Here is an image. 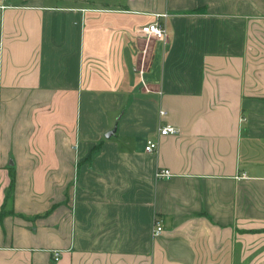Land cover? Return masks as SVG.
<instances>
[{"label": "crops", "instance_id": "crops-1", "mask_svg": "<svg viewBox=\"0 0 264 264\" xmlns=\"http://www.w3.org/2000/svg\"><path fill=\"white\" fill-rule=\"evenodd\" d=\"M0 264H264V0H0Z\"/></svg>", "mask_w": 264, "mask_h": 264}, {"label": "built area", "instance_id": "built-area-1", "mask_svg": "<svg viewBox=\"0 0 264 264\" xmlns=\"http://www.w3.org/2000/svg\"><path fill=\"white\" fill-rule=\"evenodd\" d=\"M166 14H156L155 21L142 25L136 29L135 33L139 37H144L146 39L155 38L158 40L166 41L167 39V31L164 23L160 21V18L165 17ZM160 115H163L165 112L160 110ZM177 133V129L170 124H162L158 127L157 134L159 136L173 135ZM157 142L152 139H148L146 141L144 150L147 153H154L157 150ZM171 175V172L167 168H159L155 172L156 178H167ZM162 225L161 221L155 219L153 225V235L157 236L162 233ZM59 256L58 252L54 253L53 259L57 260Z\"/></svg>", "mask_w": 264, "mask_h": 264}, {"label": "water", "instance_id": "water-1", "mask_svg": "<svg viewBox=\"0 0 264 264\" xmlns=\"http://www.w3.org/2000/svg\"><path fill=\"white\" fill-rule=\"evenodd\" d=\"M114 131H115L114 129H113V130H111V131H110V132H108V133H107L105 136H106V137H109L111 134H113V133H114Z\"/></svg>", "mask_w": 264, "mask_h": 264}]
</instances>
